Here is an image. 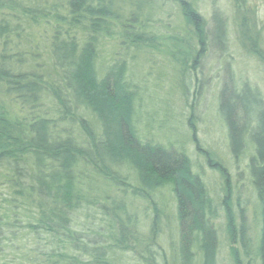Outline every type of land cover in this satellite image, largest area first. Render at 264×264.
<instances>
[{
	"label": "trees",
	"instance_id": "1",
	"mask_svg": "<svg viewBox=\"0 0 264 264\" xmlns=\"http://www.w3.org/2000/svg\"><path fill=\"white\" fill-rule=\"evenodd\" d=\"M198 2L0 0V264H218L219 202L183 145L139 134L140 87L128 61L160 51L184 85L224 40L220 13L212 12L208 30ZM167 5L178 8L179 29L164 23ZM218 96L230 152L247 155L260 220L254 253L264 264V98L230 77ZM192 138L223 183L232 263L250 264L251 235L242 208L236 221L228 170ZM164 189L178 235L168 251L160 239L170 218ZM136 201L150 207L145 230ZM90 211L98 215L93 237L74 228Z\"/></svg>",
	"mask_w": 264,
	"mask_h": 264
},
{
	"label": "rangeland",
	"instance_id": "2",
	"mask_svg": "<svg viewBox=\"0 0 264 264\" xmlns=\"http://www.w3.org/2000/svg\"><path fill=\"white\" fill-rule=\"evenodd\" d=\"M165 10L168 13L164 23H167L168 29H179L181 17L178 8L167 5ZM198 10L205 18L208 30L213 27L212 12L216 10L220 13L224 40L221 50L217 45L210 46L200 67L196 72L189 73L190 77L186 76L184 85H181V78L171 56L156 50L132 53L129 56L130 76L140 87L136 102L137 128L142 138L159 142L165 147H169V144L183 145L193 169L202 173L209 194L216 203H220L223 183L220 176L211 169L206 156L195 149L192 136L223 163L229 174L232 190L230 202L236 221H240L239 208H242L244 222L251 235L250 264H258L254 253L260 227L258 202L248 173L247 155L235 158L230 152L226 127L218 113V93L222 83L230 77L235 87L246 82L264 98V61L258 56L262 53L264 57V0H199ZM208 37L212 39L210 32ZM107 57L108 54L104 58ZM160 196L170 212L169 226L163 228L160 238L164 250L168 251V241H175L178 236L174 219L175 204L166 189L161 191ZM219 203L216 219L220 238L218 264H233ZM132 210L140 218L142 229L145 230L150 207L145 202L136 201ZM78 219L79 223L74 228L84 230L89 237H93L92 232L98 224L97 213H83ZM125 260L126 264L132 263L129 258Z\"/></svg>",
	"mask_w": 264,
	"mask_h": 264
}]
</instances>
